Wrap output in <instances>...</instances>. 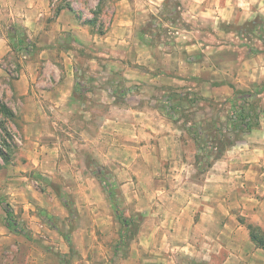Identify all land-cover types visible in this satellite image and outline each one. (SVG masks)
Here are the masks:
<instances>
[{"label":"rangeland","instance_id":"obj_1","mask_svg":"<svg viewBox=\"0 0 264 264\" xmlns=\"http://www.w3.org/2000/svg\"><path fill=\"white\" fill-rule=\"evenodd\" d=\"M71 4L84 22L94 21L96 25L92 27L97 33L107 31L112 0H58L55 10L71 7ZM179 5L175 1L167 3L162 20L145 25L148 41L162 43L163 51L175 49L177 54L181 53L178 46L186 41L175 29L185 27L180 21ZM6 27L7 23L0 21V38L6 34ZM191 27L198 29L193 23L188 26ZM205 28L210 33H195L193 40L198 43L202 38L209 46L202 49L199 46L200 51L184 55L189 63L202 62L208 55L214 57L220 63L218 77L214 73L218 68L211 65L209 80L180 77L183 80L162 83L145 91L151 95L140 100L136 96L142 86H126L117 70L109 73L107 86L112 89L109 100L97 97L94 101L87 92L106 82L101 75L104 70L91 61L100 58L96 50L79 48L76 56L79 81L75 99L69 103L72 111L57 112L51 107L54 103L43 94L55 88V79H63L64 66L61 63H58L59 68L42 65L38 38L31 39L19 24L12 27L13 50L0 62V149L9 159L5 161L0 154V166L16 177L15 187L25 193L30 206L24 211L25 203H19V208H15L17 214H13L22 234L31 238L33 257L27 264H126L142 222L151 217L149 211L152 213L155 203H161L159 196L144 195L139 188L175 189L178 170L196 172L201 178L211 168L209 164L212 166L221 159L243 137L229 138L233 145L224 152L213 150L209 154L205 149H198L188 128L200 127L203 136L207 127L224 131L235 90L260 89L262 93L257 102L264 113V11L249 23ZM13 35L18 36L17 40L24 39L21 47ZM71 43L70 34L61 37L65 48ZM217 48L222 49L218 52ZM26 74H30L29 80L35 78L36 82L30 81L29 95L19 96L14 91L13 81ZM29 96L35 100L30 101ZM179 98L184 99L182 107L171 112L170 107L176 105ZM143 101H149L147 108ZM4 105L13 110V118L2 112ZM133 109L158 110L162 120L175 126L173 136L177 144L185 143L182 151L173 147L175 142L172 141L161 149L150 146L145 149V139L139 143L132 139L128 129L115 131V125L106 121L107 117L109 120L129 118L128 115L133 114L128 110ZM40 112L46 116L48 128L26 129V119ZM168 151L176 152V158ZM182 155L187 160L183 158L184 161ZM149 173L161 174V182L155 183ZM90 196L97 198V205L90 204ZM169 197L172 196L168 194ZM169 200L164 203L168 205ZM4 205L10 207L9 203ZM120 214L129 224L124 229V241L120 240L123 232L118 219ZM18 251L0 254V264L16 261L24 264L26 257Z\"/></svg>","mask_w":264,"mask_h":264},{"label":"crops","instance_id":"obj_2","mask_svg":"<svg viewBox=\"0 0 264 264\" xmlns=\"http://www.w3.org/2000/svg\"><path fill=\"white\" fill-rule=\"evenodd\" d=\"M57 1L0 0V21L7 23L6 34L0 38V62L13 50L12 27L19 24L31 39L38 38L42 65L59 68L58 63H61L64 66L63 79H55V88L43 94L54 103L51 107L57 112L72 111L69 103L75 99L79 81L76 74L79 48L96 50L100 58L91 61L104 70L101 75L106 82L87 92L88 97L94 101L97 97L109 100V91L112 90L107 86L109 73L118 70L126 86H142L141 93L136 96L142 100L151 95L145 91L162 83L183 80L180 77L209 80L211 65L218 68L214 72L218 77L221 74L220 63L214 57L208 55L199 63L186 61L184 53L200 51L199 46L201 49L209 46L202 38L198 43L194 42L195 33L209 34L205 28L209 25L249 23L264 11V0H112L113 11L107 31L97 33L90 23H84L80 18L74 4L57 12ZM171 1L180 3V21L185 23L182 30L175 28L178 34H183V39L186 38L178 46L181 49L179 54L175 49L163 51L162 43L150 42L145 37V25L162 20L163 9ZM191 23L198 29L188 28ZM67 34L72 39L69 48L61 44V37ZM29 77L30 74H26L13 81L14 91L19 96L29 95L30 81L36 82L35 78L29 80ZM28 99L35 100L32 96ZM148 102L143 101L145 108ZM128 112L134 117L128 115L129 118L118 120L107 117L106 121L115 125V131L128 129L132 139L138 142L145 139V149L148 146L161 149L172 141L175 142L173 147L182 151L185 143L177 144L173 136L175 126L162 120L158 110L133 109ZM26 121L28 130L30 127L48 128V120L41 112L31 114ZM171 155L176 158V152ZM181 158L187 160L183 155ZM148 175L155 183L161 182V174ZM175 176V189L139 188L144 195L159 196L161 203L156 202L152 213L149 211L151 217L142 222L126 264H264V247L253 241L248 227L259 228L260 234L264 235V113L260 126L244 134L201 178L196 172L182 170H178ZM23 178L27 180V176ZM16 180L4 167L0 168V254L20 250L26 257L24 264H27L33 257L31 238L22 232L12 231L6 225L3 208L5 203H9L13 214H17V204L25 203L24 211L30 207L25 193L17 191ZM168 194L172 197L167 198ZM167 199H170L168 205L164 203ZM89 200L90 204L97 205V198L90 196ZM15 264L20 263L16 261Z\"/></svg>","mask_w":264,"mask_h":264},{"label":"trees","instance_id":"obj_3","mask_svg":"<svg viewBox=\"0 0 264 264\" xmlns=\"http://www.w3.org/2000/svg\"><path fill=\"white\" fill-rule=\"evenodd\" d=\"M61 8L57 9V12H59ZM84 23H90L91 25H96L94 21L88 20ZM13 37L16 39V43L19 47L23 45V38H19L17 40L18 36ZM75 90H77L75 88ZM262 93L260 89L258 91L253 90H235L234 95L231 99V108L229 110V113L227 115V121L225 123L224 131L223 128H216L212 129V127H207V133L205 136H203L202 129L198 126L189 127L188 131L193 135V139L198 147V149H205L208 151L209 154L213 153V150H219L221 152H224L230 145H233L229 138L237 137V139L244 134L250 133L254 129L258 128L261 124V115L263 113V109L259 106L257 102V97ZM184 99H177L176 105H174L171 108L172 111H178L179 108L182 107ZM2 112L6 114L9 118H13V110L9 109L7 106L2 107ZM203 128V127H202ZM209 142V143H208ZM207 143L209 145H207ZM0 154L3 156L5 161H8L9 159H6L5 154L3 150L0 149ZM8 164V163H5ZM3 167V166H2ZM0 166V168H2ZM209 167L210 164H209ZM4 211L6 213L5 222L6 225L14 232L20 233V227L18 226V223L13 219V212L10 207L3 206ZM120 223L123 227V232L120 234V240L124 241V229L125 227H128V220L123 217L121 214L118 217ZM251 237L253 241L258 246L264 247V235L260 236V230L259 228L253 227L252 225H248Z\"/></svg>","mask_w":264,"mask_h":264}]
</instances>
